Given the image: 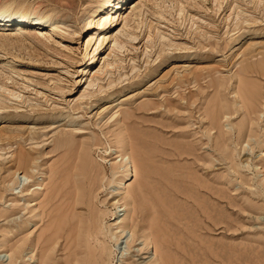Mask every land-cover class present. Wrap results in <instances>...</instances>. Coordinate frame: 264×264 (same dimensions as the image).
Instances as JSON below:
<instances>
[{
  "label": "rangeland",
  "instance_id": "1",
  "mask_svg": "<svg viewBox=\"0 0 264 264\" xmlns=\"http://www.w3.org/2000/svg\"><path fill=\"white\" fill-rule=\"evenodd\" d=\"M104 1L0 0L59 28L0 26V264H152L158 247L173 264H264V0H127L101 29ZM104 31L121 52L93 51ZM126 155L138 174L112 183ZM111 191L132 196L137 230L118 252Z\"/></svg>",
  "mask_w": 264,
  "mask_h": 264
},
{
  "label": "bare ground",
  "instance_id": "2",
  "mask_svg": "<svg viewBox=\"0 0 264 264\" xmlns=\"http://www.w3.org/2000/svg\"><path fill=\"white\" fill-rule=\"evenodd\" d=\"M125 1H127V0H105L104 1V5H108L111 9H110V11H108L107 12V10H106V12H105V14H103L98 20H97V27L96 28H101L102 26H103V24H104V22L105 23H107V24H109V27L110 26H112L113 25V23L117 20V12L120 10V8L122 9V7L124 6L123 4L124 3H126ZM103 5V6H104ZM137 6V5H136ZM136 6H134V7H132L131 9H132V11L133 10H136L135 8H136ZM100 6H97L92 12H91V14H92V16L97 12V9L99 8ZM236 7V6H235ZM101 8V7H100ZM237 8V7H236ZM135 12V11H134ZM240 12V11H239ZM241 13V12H240ZM240 13H236V17L235 18H238L237 20H238V22L237 23H240L239 24V26L238 27H236V29H241L242 28V26H241V24L242 23H246L247 21H249L248 19H244V17H241L243 20L241 21V19H240ZM242 14V13H241ZM245 14V13H244ZM235 15V14H234ZM90 16V15H89ZM91 18V17H90ZM234 18V17H233ZM252 18H253V16H252ZM92 19V18H91ZM227 19V18H226ZM254 19V18H253ZM96 20V19H95ZM250 20H252V19H250ZM255 20V19H254ZM45 22H47V21H45V19H43V18H41V17H38V16H32V17H30V15L26 12V11H11V10H9L7 7H2V8H0V26L2 27V26H10L11 24H14V25H21V24H30V25H32V26H36V25H38V26H44V27H46V26H48V31H55L57 28H58V26H57V24L56 23H48V25H45ZM89 22V21H88ZM236 22V21H235ZM250 22V21H249ZM255 22H257V21H252V23H250V24H253L254 23V25H255ZM125 23V22H124ZM86 24H88L89 25V23H86ZM85 24V25H86ZM93 24V23H92ZM106 24V25H107ZM88 25H86V26H88ZM91 25V24H90ZM89 25V26H90ZM238 25V24H237ZM236 25V26H237ZM246 25V24H245ZM37 26V27H38ZM85 27V26H84ZM235 28V27H234ZM20 29H21V27H20ZM59 29V28H58ZM102 29V28H101ZM106 29V28H105ZM84 30V29H83ZM234 30V29H233ZM239 31V30H238ZM237 31V32H238ZM80 32V31H79ZM205 32V31H204ZM111 32H107L106 31V33H105V31H104V33H100L99 34V37H98V42H97V45L94 47V49H93V51H95L96 49H98L99 47H105V43H106V41L108 40V38H112V40H114L113 41V46L112 47H114L115 49H118V50H120L119 52H121V50L123 49V47H124V45L119 41V35L116 33L115 35H111L110 34ZM119 33V32H118ZM209 33V32H208ZM204 34H206V33H204ZM204 34H203V36H204ZM200 35V34H199ZM202 35V34H201ZM202 37V36H201ZM161 38V37H160ZM163 39H165L164 37H162ZM130 39V38H129ZM132 40H134V39H136L135 37H132L131 38ZM213 44V43H212ZM86 45H88V42H86ZM87 48V47H86ZM87 50V49H86ZM92 53V52H91ZM96 54V53H95ZM90 57H93V56H90ZM119 59V58H118ZM117 61V60H116ZM119 61V60H118ZM93 62V61H92ZM249 65V64H248ZM264 65V64H263ZM258 66H260L261 67V65H256V68L258 67ZM115 67V62H109V61H106V62H103V64H102V66L98 69V70H95V71H93V75H91L92 77H90L89 79V86H91L92 87V83H95L96 82V80L98 79L99 80V78L98 77H101L100 75L104 72V71H106V70H109V69H113ZM134 67V66H133ZM258 68V69H256V70H261V71H263L262 69H264V68ZM263 67V66H262ZM103 68H104V70H103ZM133 69V68H132ZM253 70V69H252ZM92 72V70L90 69V70H88V65L87 66H84V67H82V69H81V74H85L86 72ZM242 71H244V72H252L251 71V69H248V68H245V70H242ZM254 71V70H253ZM257 71V72H258ZM260 71V72H261ZM236 72V74L238 75V73H237V71H235ZM255 72V71H254ZM253 72V73H254ZM263 73V72H262ZM111 74V73H110ZM241 75V74H240ZM240 75H239V77H240ZM243 75V74H242ZM90 76V75H89ZM247 76V75H246ZM88 77V76H87ZM93 77H94V81H93ZM242 77V76H241ZM237 78H238V76H237ZM108 79V78H107ZM240 79V78H239ZM93 81V82H92ZM110 81L111 80H109V85H110ZM237 82V81H236ZM97 83V82H96ZM95 83V84H96ZM95 84H93V85H95ZM108 84V83H107ZM98 85V84H97ZM247 86V85H246ZM103 87V86H102ZM101 86L99 87V85H98V88L101 90V88H102ZM107 87V86H106ZM1 89H2V86L0 87ZM4 88V87H3ZM55 88H57V87H55ZM4 91H5V93L6 94H9V95H15V92H12L11 90H9V89H6V88H4L3 89ZM61 90V89H60ZM91 90H93V89H91ZM1 91V90H0ZM84 91V90H83ZM91 92V91H90ZM242 92H244V90L242 89ZM61 93H62V91H61ZM88 93V92H87ZM94 93V92H93ZM237 93V92H236ZM83 94H85V92L84 93H82V95ZM252 94V93H251ZM250 94V96H252ZM86 95H89V93L88 94H85L84 96H86ZM245 95V94H244ZM18 97V96H17ZM80 97H83V96H81L80 95ZM246 97H247V95H246ZM79 99H81V98H79ZM78 99V100H79ZM82 99H84V98H82ZM1 103V102H0ZM4 103V102H3ZM2 104V103H1ZM4 104H6V103H4ZM4 104H2V107L3 106H6V105H4ZM242 105V104H241ZM244 105V104H243ZM242 105V106H243ZM241 106V107H242ZM242 109V108H241ZM244 109V108H243ZM248 109V108H247ZM246 111V110H245ZM254 111V110H253ZM251 112V111H250ZM119 113V112H118ZM248 114H249V111H248ZM251 114V113H250ZM249 114V115H250ZM250 120V119H249ZM252 121V120H251ZM250 123V122H249ZM253 124H254V122H253ZM248 126V125H247ZM126 136H127V134H126ZM32 138V137H31ZM122 139H123V137H121ZM127 139H128V137H127ZM31 140H33V139H31ZM129 140V139H128ZM122 141V140H121ZM2 142V141H1ZM123 142V141H122ZM120 143V142H119ZM129 143H131L130 141H129ZM128 143V144H129ZM123 143H121V145H122ZM128 144H126L127 146H128ZM33 146V145H32ZM35 146V145H34ZM66 146V145H65ZM124 146V145H123ZM126 146V147H127ZM110 147V146H109ZM123 149H124V147H122ZM7 149V148H6ZM126 149V148H125ZM124 149V150H125ZM128 149L130 150V148L128 147ZM130 153V152H129ZM125 154V153H124ZM131 156H133L132 154H130ZM130 155H126L125 157H122L121 159H120V161H122V162H120L121 163V165H119V164H115V165H113V169L111 170L112 171V180H111V182L112 183H116V182H122V181H124V180H129V179H131L132 178V176H137V168L135 169V167H134V162L131 160V157H130ZM121 156H123V155H121ZM16 160V162H17V165H18V169H21V171L22 170H27V169H30V164L31 163H33V159L31 158V155H30V153H24V151L23 152H19L17 155H16V157H15V159H14V161ZM135 161V160H134ZM15 162V163H16ZM85 162V161H84ZM84 162H82V166L84 167L85 166V164H84ZM81 164V163H80ZM79 164V167H77L78 169H81L80 167H81V165ZM84 164V165H83ZM125 166H127L126 168V170L125 171H123L124 169L123 168H125ZM17 167V166H16ZM86 167V166H85ZM84 169H86V168H84ZM123 169V170H122ZM72 170V169H71ZM17 171V170H16ZM15 171V178H16V180L20 183L21 182V179L22 178H24V179H26V177L23 175V176H20L19 175V171H17L16 172ZM75 171H77V169H75ZM79 171V170H78ZM81 171V170H80ZM79 171V172H80ZM95 171V170H94ZM23 172V171H22ZM97 173V172H96ZM102 173V172H101ZM104 173V172H103ZM21 174V173H20ZM69 174V173H68ZM83 174V173H82ZM94 174V173H93ZM71 175V174H70ZM73 176H74V174H72ZM80 175V174H79ZM76 176V175H75ZM80 177V176H79ZM94 177V176H93ZM76 178V177H75ZM73 180V179H72ZM79 181V180H78ZM69 182H71V181H69ZM67 182H65V184H66ZM73 183H74V181H73ZM79 183V182H78ZM109 183H110V181H109ZM80 184V183H79ZM68 185V184H67ZM70 185V184H69ZM84 185V184H83ZM75 187L74 188V190L75 191H78V189L81 187H83V186H78V184H77V186L75 185V183L72 185L71 184V187ZM91 186V185H90ZM65 187H67V186H65ZM70 187V188H71ZM92 187V186H91ZM101 187V186H100ZM141 187V186H140ZM140 187H138V188H140ZM59 188V187H58ZM70 188H68V190L70 189ZM126 188V187H125ZM124 188V189H125ZM67 189V188H66ZM72 189V188H71ZM84 190H85V188H83ZM57 190V189H56ZM73 190V191H74ZM127 191H129L128 189H126ZM70 191V190H69ZM87 191H89L88 189H87ZM94 191V190H93ZM80 194H82V190H80ZM85 192V191H84ZM126 192V191H125ZM135 193H138V191L136 192V190L134 191ZM142 192V191H141ZM140 192V193H141ZM67 193H68V191H67ZM72 193V192H71ZM71 193H70V195H71ZM76 193V192H75ZM87 193V192H86ZM111 193H113L114 195H113V202H112V205L114 206L113 208H115V211L113 212V215H115V217L114 218H116V219H118V218H121L120 216L121 215H123L122 216V219H121V221L117 224V226H116V228H118V231H117V235H115V237H114V243L116 244V246H117V249H116V251L118 252V251H120V250H122L121 248V244H122V242H121V239L122 238H124L125 237V233H126V230H128V232H130V241L131 242H133L134 240H136L135 239V237H136V235H135V232L137 231H134V228H133V226L132 225H134V223L132 222V218H131V216H128V214H127V206H124V207H122L121 205L122 204H120V200H121V198H122V200L124 199V196L128 193V195H127V197H130L129 196V192H126V193H116V191H111ZM135 193H133V194H135ZM140 193H138V194H140ZM57 194H58V192H57ZM80 194H79V196H80ZM64 195H66V194H64ZM86 195V194H85ZM91 195V194H90ZM73 197V196H72ZM115 197H117V199L115 198ZM126 197V196H125ZM132 197V196H131ZM135 197V196H134ZM82 197H80V199H81ZM140 198V197H139ZM76 199H79V197H77ZM126 199V198H125ZM128 199V198H127ZM131 199V198H130ZM134 200H135V198H134ZM78 201L79 200H76V204H79L78 203ZM84 201V200H83ZM124 201H126V200H124ZM130 200H128V202H129ZM131 201H132V199H131ZM65 202V201H64ZM72 203H73V200H72ZM132 203V202H131ZM125 205V204H124ZM127 205V204H126ZM70 207H71V205H69ZM131 206V205H130ZM69 207V208H70ZM72 207H74V205L72 206ZM77 208V207H76ZM67 210H69L68 208H67ZM71 211L73 210L72 208L70 209ZM132 211V210H131ZM66 212V211H65ZM64 212V216H65V213ZM135 212H136V210H135ZM134 212V213H135ZM132 212H130V214H131ZM137 213V212H136ZM78 215V214H77ZM91 215H92V212H91ZM95 215L96 214H94V219H95ZM132 215V214H131ZM90 216V215H89ZM140 216V215H139ZM138 216V217H139ZM145 216V215H144ZM79 217V221H80V219H81V217L80 216H78ZM77 217V218H78ZM102 218V217H101ZM136 219V217L134 218V220ZM71 220V219H70ZM99 220V219H98ZM102 220V219H101ZM145 220V219H144ZM69 221V220H68ZM85 221V220H84ZM84 221H82V222H84ZM89 222H90V220H88ZM92 222H93V220H91ZM95 221V220H94ZM100 221V220H99ZM99 221H98V223H99ZM117 221V220H116ZM78 222V221H77ZM101 222V221H100ZM144 223H145V221H143ZM142 222V223H143ZM75 223V222H74ZM73 223V224H74ZM143 223V224H144ZM72 224V225H73ZM78 224H80L79 222H78ZM93 224V223H92ZM91 224V225H92ZM72 225H70V226H72ZM90 225V224H89ZM147 225H150V223L149 224H147ZM59 226V225H58ZM94 226H95V223H94ZM139 226V225H138ZM144 226V225H143ZM151 226V225H150ZM149 226V227H150ZM153 226V225H152ZM151 226V227H152ZM57 226H55V228H56ZM73 227H75V225H73ZM80 227V226H79ZM100 227V226H99ZM149 227L146 229L147 231H148V229H149ZM150 227V228H151ZM67 228V227H66ZM70 228V227H69ZM68 228V229H69ZM90 228V227H89ZM130 228H133L132 230H130ZM145 228H146V226H145ZM59 229V228H58ZM58 229H57V231H58ZM80 229V228H79ZM93 229V228H92ZM152 229V228H151ZM150 229V230H151ZM53 230H55V229H53ZM70 230H71V232H73L72 231V228H70ZM76 230V229H75ZM103 230V229H102ZM106 230V229H105ZM142 230V229H141ZM153 230V229H152ZM56 231V232H57ZM67 231V230H66ZM69 231V230H68ZM68 231H67V233H68ZM80 231V230H79ZM90 231H91V229H90ZM99 231V230H98ZM144 231V232H143ZM142 231V235H141V237L140 238H142V240L144 239V244H145V246H147V245H149L151 242H152V238H151V235L152 234H150V233H153L154 232V230H153V232H148L147 234L145 233V230H143ZM70 232V231H69ZM70 232V233H71ZM92 232H93V230H92ZM106 232V231H105ZM104 232V233H105ZM108 232V231H107ZM109 233V232H108ZM155 233V232H154ZM153 233V234H154ZM58 234V233H57ZM79 234V233H78ZM94 234V233H93ZM139 234H141V233H139ZM68 235H70V234H68ZM76 235V234H75ZM74 235V236H75ZM106 235V234H105ZM104 235V236H105ZM50 236H51V234H50ZM53 236V235H52ZM51 236V237H52ZM67 236V235H66ZM65 236V237H66ZM79 236V235H78ZM82 236V235H81ZM108 236H109V234H108ZM137 236H139V235H137ZM55 237V236H54ZM64 237V238H65ZM68 237V236H67ZM70 237V236H69ZM156 237V235L154 236V238ZM48 238H49V236H48ZM47 238V239H48ZM56 238V237H55ZM70 238H73V236L72 237H70ZM69 238V239H70ZM153 238V239H154ZM53 239V238H52ZM57 239V238H56ZM79 239V238H78ZM81 239V238H80ZM51 240V239H50ZM49 240V241H50ZM73 240V239H72ZM71 240V241H72ZM75 240V239H74ZM77 240V239H76ZM112 240H113V238H112ZM48 240H46V242H47ZM52 241V240H51ZM53 241H54V239H53ZM111 241V240H110ZM68 242H70L69 240H68ZM67 242V243H68ZM153 242H156V241H154L153 240ZM48 243V242H47ZM51 243V242H50ZM80 243V242H79ZM52 244V243H51ZM77 244H78V242H77ZM155 244V243H154ZM44 245H46V243L44 244ZM44 245L41 247L42 248V252H43V250H44V253H45V249L46 248H44ZM49 244H47L46 246H48ZM169 245V244H168ZM45 246V247H46ZM161 246H163V245H161ZM50 247V246H49ZM158 247V246H157ZM155 248V247H154ZM164 248V247H163ZM162 248V249H163ZM113 249V248H112ZM115 249V248H114ZM160 251V248L158 247L157 248V250L155 249L154 251V253H155V255H154V258H153V261H152V264H173L172 263V256H170L169 257V255L167 256L166 254L168 253V250H167V252L165 253L163 250L161 251V252H164L165 253V255L164 254H160L161 252H159V254H158V252L157 251ZM166 250V249H165ZM101 251H102V249H101ZM100 251V252H101ZM15 252H17V251H15ZM23 251H21V253H22ZM47 252V251H46ZM69 252H70V250H69ZM100 252H98V253H100ZM97 253V254H98ZM110 253V252H109ZM15 253H13V256H15L14 255ZM20 254V253H19ZM46 254V253H45ZM116 254V253H115ZM169 254H170V251H169ZM44 255V254H43ZM74 255V254H73ZM75 255H77V254H75ZM99 255V254H98ZM171 255V254H170ZM47 256V255H46ZM100 256H101V254H100ZM42 257V256H41ZM100 258H102V257H100ZM130 258H131V256H130ZM171 259V260H170ZM132 260V259H131ZM130 260V261H131ZM135 259H133V261H134ZM174 261V260H173ZM118 262V261H117ZM127 263H128V261H127ZM135 263V262H134ZM132 264V263H131ZM137 264H141L140 262L139 263H137ZM175 264H176V262H175Z\"/></svg>",
  "mask_w": 264,
  "mask_h": 264
}]
</instances>
